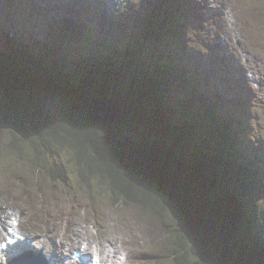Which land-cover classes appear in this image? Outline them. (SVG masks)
I'll return each instance as SVG.
<instances>
[{
	"label": "trees",
	"instance_id": "1",
	"mask_svg": "<svg viewBox=\"0 0 264 264\" xmlns=\"http://www.w3.org/2000/svg\"><path fill=\"white\" fill-rule=\"evenodd\" d=\"M161 9L171 10L166 5L158 10ZM173 9L177 10L176 6ZM156 17L155 13L147 16L148 28L161 36L160 28L155 32ZM140 38L142 41L117 57L100 55L79 60L65 52L69 58H56L33 49L29 53L17 51L14 55L6 51L10 55H0L11 68L6 66L9 71L5 72V82H40V86L27 83L35 90L22 91L21 104L12 105L7 111L0 109V133L13 136L11 145L18 146L22 141L29 146L30 153L13 152L26 164H32L33 171L44 163L34 164V160L43 158V150L55 151L60 156L67 152L68 163L83 188L90 189L99 178L106 182L115 204L120 199L155 210L166 219L164 225L172 228L170 233L175 234L174 243L167 249L173 264H264L262 201L250 182L261 184L263 176L250 163L246 168L249 159L253 158L256 165L260 157L241 133L233 135L224 120L212 117L206 102L200 106L193 98L191 107L190 102L179 101L174 93L178 90L193 97L203 95L213 108L217 104L212 95L221 91L220 85L208 89L202 75L191 73L181 63V54H177L175 47L170 53L156 50L152 45L154 36L150 38L148 30ZM79 63L84 65L71 71L75 67L72 65ZM39 87L63 89L58 92L63 96L59 105L54 106L48 99L42 100L45 105L37 103ZM95 94L122 103L128 113L125 126L108 127L92 120L81 99ZM66 100L68 105H63ZM226 101L223 99L220 104L224 109L230 107ZM182 107L192 120L181 113ZM142 120L153 131L158 145L136 128ZM238 147L243 148L240 154ZM24 154L27 155L22 157ZM144 167L152 170L162 183L158 185ZM62 168L67 170L64 163L56 162L57 176H49L69 183L68 170ZM231 195L237 200L235 204L228 198ZM179 200L185 207L181 202L177 204ZM248 201L246 211L243 207ZM240 215L247 220L240 222ZM228 240L236 248L230 247ZM171 262L169 259L168 263Z\"/></svg>",
	"mask_w": 264,
	"mask_h": 264
},
{
	"label": "rangeland",
	"instance_id": "2",
	"mask_svg": "<svg viewBox=\"0 0 264 264\" xmlns=\"http://www.w3.org/2000/svg\"><path fill=\"white\" fill-rule=\"evenodd\" d=\"M59 1L50 0L49 3L56 5ZM142 1L144 0H112L111 3L108 2L116 10L114 16L109 17L107 25L111 28H116L115 25L120 24L130 32L134 29L146 28L149 34L151 33L154 36V40H152L154 41L152 43V45L154 44V48L162 50L164 49V45L160 41L161 36L158 33H152L148 28L145 18L146 9L141 10L135 5ZM145 1L147 4L150 3L148 0ZM174 6L177 9L184 7L176 5L174 2L166 4V8L168 9H173ZM159 8L160 6H155L151 8V11L158 10ZM10 10L4 2H0L1 22L11 14ZM176 15L183 17L181 21L183 27L179 28L180 32H183V43L185 45V47H180L177 53L181 54L183 63L190 70H198L204 63L209 67L205 72L207 77L205 79L206 86L210 84V76L212 74L215 76L220 74L225 79V86L230 85L232 88L237 87V84L233 85L231 81L234 75L239 78L244 77L245 87L243 89L231 91L226 88V91L230 99L242 96L246 100L248 109H246V106H244V109L248 112L245 114V117L248 122L247 126L250 127L249 137L251 138L252 136L254 144L259 143L258 146L262 145L260 148L264 150V0H186V9H180ZM228 15L231 18V24L228 21ZM122 21L123 23H121ZM96 22L100 23L98 19H96ZM30 25L26 24L25 26L29 27ZM2 31L6 32V29L0 23V35ZM187 32H191L188 43L185 41ZM41 34L46 33L41 31ZM178 35L179 33L174 36L177 37ZM157 37L160 39H157ZM9 38L5 37L2 39L9 43ZM1 46L3 48H0V53L12 51L14 55H17L16 47H7L0 43ZM114 46L115 42L112 45L109 43L106 53L112 50ZM118 49L119 45L116 44V51ZM35 50L38 52L40 47H36ZM223 52L228 58L222 59L215 65L213 61L218 59ZM83 65L82 63L72 65L75 67L71 71H77ZM6 66L11 70L10 64L0 57V69L2 70L0 79L3 81L6 78V75L3 73L9 71ZM153 68L155 69L154 65ZM27 81L40 86V82L38 81L32 79H28ZM14 84L8 86H13ZM174 93L179 101L181 99V101L190 102L191 107L193 106V98L200 106L206 102L207 110L213 113V118H226V116L220 114L219 104L215 102L217 106L210 108V101H205L203 95H199L201 97L199 98L196 95L193 97L192 95L181 94L178 90ZM182 96L186 99H183ZM246 96L249 97L250 102L246 99ZM203 109L205 110L206 107H203ZM55 110H57V107H55ZM45 111L48 112L46 109ZM181 113L187 119H193L190 113L185 115L183 107ZM136 126V128H140L139 130L142 131L145 137H149L154 142V145L159 144V141L154 139L153 132L149 131L147 124L143 123V120ZM133 128H135V125H133ZM12 138L13 136L0 133V203L4 202L2 193L7 189L5 191L6 195L11 199H16V203L27 211L24 223L28 224V220L31 221L37 226L36 231H38L40 237H46L47 248H52L55 243L54 237L61 234L63 237H66L72 232H80L84 235L88 233L98 243L102 241V237L97 236L99 233L112 231L114 233L113 238L118 241L116 245L126 247V251L127 249L129 250L130 259L132 262L134 261L133 264H173L171 257L168 256L169 252L167 249L174 243L175 234L170 233L172 232V228L164 225L166 219L158 216L155 210L125 203L120 199L119 204H115L110 199L106 182L99 178L95 182L92 181L94 184L90 189L83 188V185L77 180L75 169L68 163L70 155L67 152H61L62 155L60 156L55 151L43 150L41 153L43 158L39 161L34 160V164L38 166V163L43 161L44 163L39 165L40 169L38 171H33L34 167L32 164H26L24 160L19 158L20 156H16L13 152L20 150L21 152L26 151L30 153L29 146L22 141H19L18 146L15 144L11 145ZM255 147L257 148V146ZM238 149L239 154L242 153L243 149L241 147H238ZM26 155L24 154L22 157ZM29 156L33 158L32 154ZM249 160L251 161L246 163V168L249 163L254 162L253 158ZM60 161L67 166L68 171L62 169L67 171L66 173L70 177L69 185L56 177L49 176V174L57 176L54 165ZM258 166L264 170V156L259 160ZM143 170L149 176H154L157 182L162 183L152 170L150 171L145 167ZM258 172L261 173L257 170L256 173ZM262 176L263 182L261 184L255 183V180L254 182L253 180L250 182L254 184L255 191H259V199L262 201L260 206L262 208L261 213L263 214L261 215L264 217V173ZM34 182L38 184L35 188L32 185ZM26 189L31 191L30 194L28 190V193L31 195L30 198L21 194ZM19 193L23 197L29 198L27 203L19 198ZM228 198L234 204L237 202L234 199V195ZM253 201L254 199L252 203ZM249 203L250 201H248L247 206L243 207L244 210L248 211ZM30 212L33 214H29ZM104 214L110 217L101 219V216ZM89 215H92L95 219L98 218V226L92 222ZM250 217L254 218L252 215ZM238 219L240 222H244L247 220V217L240 215ZM117 234H120L127 243L122 241ZM36 244L40 247L44 246V242L42 241ZM100 244L105 245L106 243ZM228 244L230 247L236 248L229 240ZM116 248L111 252V259L113 261L116 259ZM161 254L163 259H160ZM169 259L171 263H168ZM124 264L132 263L127 262Z\"/></svg>",
	"mask_w": 264,
	"mask_h": 264
},
{
	"label": "bare ground",
	"instance_id": "3",
	"mask_svg": "<svg viewBox=\"0 0 264 264\" xmlns=\"http://www.w3.org/2000/svg\"><path fill=\"white\" fill-rule=\"evenodd\" d=\"M49 1L50 0H0V2H4L7 5L9 10L11 9V14L3 20L2 24L9 28L10 33L13 34L12 31H14L15 35L18 36L21 34L33 41H45L55 37L60 47L64 48L77 49L87 47V49H94V47L100 44L97 35L90 31L93 27L92 17L95 16L97 18V12L80 10L72 4V0H60L56 5H52ZM167 2H174L176 5L184 6L182 8L179 7L180 9H186V0H164L154 5V7L166 5ZM98 4L100 6L102 2ZM180 9H161L154 11L150 9L147 14V16L150 13H155L157 15L155 32H158L160 28V33L162 32L165 42H168L173 27L181 24L183 17L176 15ZM58 18L60 19L58 20ZM24 20L32 22L33 29L22 30L20 33L17 31V26ZM41 31L46 34H41ZM0 43L1 45H9V43L5 42L2 38H0ZM183 47H185L184 43ZM165 52H168L167 48ZM244 80V77L239 78L234 75L231 81L233 85L237 84V87L232 88L228 85L225 89L228 88L231 91L243 89L245 87ZM242 93L244 94V92ZM246 97L250 102L249 97ZM245 101L246 100H244L242 96L230 99V110L236 121L226 109L219 105L220 114L226 116L225 119H222L228 125V128H230V130L232 129L233 135L241 133L242 137L250 144V148L254 151V154L257 153L261 159L264 156V150L260 148L262 145L259 147V143L254 144L252 136L251 138L249 137L250 127L247 126L248 122L245 117V114L248 113L246 110L248 107L246 106V109H244ZM236 107L241 110L237 111L235 109ZM240 124H242V126ZM235 141L237 143V139H235ZM255 146H257V148ZM259 160H257L256 165L253 162H251L250 165L251 167H257L263 174L264 170L258 166ZM66 184L69 185L70 182ZM32 185H34V188L37 186L35 182ZM28 190L29 189L23 190L21 194L30 198L31 191L29 190V194ZM5 191L2 193L4 202L0 203V239L7 241L8 251L4 254L9 256V259L5 258L4 261H0V264H90L88 259L94 257L98 259L95 264L125 263L124 260H122V251L119 252V250L126 247L116 245L118 241L115 238H113V240H115L116 243L107 241L105 245H102L99 242L97 243L88 233L84 235L80 232H72L66 237H63L62 234L56 236L54 237V246L52 248H44L43 254L34 249L30 250V248L36 245V238L40 236L38 231H36L37 226L29 220L28 224L25 225L24 218L27 215V211L16 203V199H11L6 195ZM21 194L19 198L27 203L29 198H25ZM29 214L32 215L33 213L30 212ZM89 216L92 222L98 226V218L95 219L92 215ZM1 236H3V238H1ZM42 238L46 240V237ZM38 241H40V237ZM114 248H116V259L113 261L111 259V252ZM74 252H77L79 257L75 255L76 253Z\"/></svg>",
	"mask_w": 264,
	"mask_h": 264
},
{
	"label": "water",
	"instance_id": "4",
	"mask_svg": "<svg viewBox=\"0 0 264 264\" xmlns=\"http://www.w3.org/2000/svg\"><path fill=\"white\" fill-rule=\"evenodd\" d=\"M0 74H2V70L0 69ZM5 74V73H3ZM6 80L0 79V109L7 111L12 108V105H17L19 102L22 103L20 97L22 95L21 92L30 88V90H35L34 88L28 87L25 82L22 85H13L8 86ZM5 82V83H4ZM39 91H37V98H40V101H36L37 103L43 102L42 105H45L44 99H48L53 101L54 106L59 105V101L63 96L58 94L59 91L63 90L60 88H54L51 90H47L46 87H39ZM42 92H45L42 94ZM81 104L85 111L92 117L97 123H102L107 125L108 127L120 128L125 126L127 122V112L124 110V107L121 102L108 99L106 97H102L100 95H93L91 98L85 97L81 99ZM34 105V104H33ZM63 105H68V101L66 100ZM150 131V130H149ZM151 132V131H150ZM153 132V131H152ZM143 177H145L143 175ZM160 185V182H158ZM182 200L177 201L179 205ZM183 206V205H182ZM185 207V203L184 206Z\"/></svg>",
	"mask_w": 264,
	"mask_h": 264
}]
</instances>
